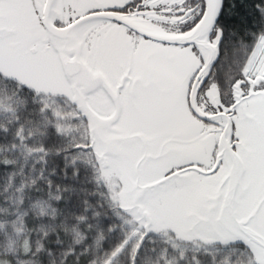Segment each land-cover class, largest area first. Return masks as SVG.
<instances>
[{"label":"snow or ice","instance_id":"6c2138e0","mask_svg":"<svg viewBox=\"0 0 264 264\" xmlns=\"http://www.w3.org/2000/svg\"><path fill=\"white\" fill-rule=\"evenodd\" d=\"M0 264H264V0H0Z\"/></svg>","mask_w":264,"mask_h":264}]
</instances>
